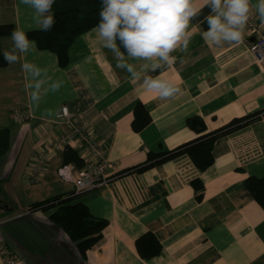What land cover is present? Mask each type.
I'll use <instances>...</instances> for the list:
<instances>
[{"label":"crops","instance_id":"crops-1","mask_svg":"<svg viewBox=\"0 0 264 264\" xmlns=\"http://www.w3.org/2000/svg\"><path fill=\"white\" fill-rule=\"evenodd\" d=\"M203 3L196 0L202 11L190 23L187 49L174 51L170 66L147 73L180 87L168 99L148 91L142 80L131 81L94 29L76 39L66 68L56 54L37 45L27 54L17 53L16 63L0 65V130L10 131V150L0 157V202L5 203L0 204V264L2 249L15 264H264V207L245 186L248 177L264 176V117L219 139L215 163L205 172L185 155L83 193L78 202L109 222L104 241L85 261L69 236L50 221L52 212L28 210L75 191L73 180L59 175L61 153L49 157L40 182L30 177L35 150L62 131L54 119L64 105L87 117L119 174L144 163L149 152L195 140L198 134L187 124L190 117L200 116L216 130L264 110V67L250 53L248 36L243 33L239 43L222 46L206 42L204 17L211 10ZM257 4L252 0L261 21ZM8 24L26 34L39 29L34 10L20 0H0V26ZM12 47L11 36L0 37L3 53ZM25 63L32 65L31 71L23 69ZM127 63L140 71L148 61ZM138 102L152 116L141 132L132 126ZM23 112L29 115L26 121L16 118ZM196 179L205 185L202 200L192 185ZM148 232L158 237L163 252L143 260L136 241Z\"/></svg>","mask_w":264,"mask_h":264},{"label":"clouds","instance_id":"clouds-1","mask_svg":"<svg viewBox=\"0 0 264 264\" xmlns=\"http://www.w3.org/2000/svg\"><path fill=\"white\" fill-rule=\"evenodd\" d=\"M34 10V20L39 30L50 32L56 21L52 13L55 0H20ZM204 7L210 14L204 17L208 28L202 33L206 42L214 46L225 43H239L247 25L250 0H204ZM257 9L264 22V0H258ZM202 8L196 0H102L98 37L103 46L117 59V67L125 69L131 81H141L150 92H156L160 99H168L181 91L178 85L150 76L147 73L171 65L175 57L171 54L178 48L186 50L190 39V23L200 15ZM13 47L3 53L8 64L18 61L17 53L27 54L36 47L22 29L11 33ZM119 41V44L117 43ZM123 48L124 51H121ZM127 59L148 61L140 71L127 63ZM26 71L32 65H22Z\"/></svg>","mask_w":264,"mask_h":264},{"label":"trees","instance_id":"trees-1","mask_svg":"<svg viewBox=\"0 0 264 264\" xmlns=\"http://www.w3.org/2000/svg\"><path fill=\"white\" fill-rule=\"evenodd\" d=\"M102 0H55L52 5V13L55 16V25L50 32L32 30L27 33L30 40H34L38 49L49 51L58 57L59 64L66 68L70 62V48L76 39L96 28L99 23V11ZM15 25H1L0 37L11 36ZM119 44V41H117ZM121 51H124L121 48ZM0 65L6 66L3 52L0 48ZM133 130L141 132L152 123V116L142 102H138L134 109ZM264 117V110L242 118H235L230 123L216 130H210L207 122L200 116L190 117L187 124L198 137L173 150L155 153L149 152L147 160L129 170H123L122 174H142L167 162L187 155L192 159L200 172H205L215 163L214 149L216 142L244 127H247ZM10 150V131L0 130V157L5 156ZM64 165L75 164L83 167L80 156L72 149L63 153ZM198 199L202 200L205 185L201 179L192 182ZM247 190L252 194L256 202L264 207V176L248 177L245 182ZM81 193L72 191L56 195L45 201L29 206L30 212H52L50 221L62 229L76 245L82 259L87 260L89 251L96 249L104 241V231L109 225L106 219L95 217L89 207L78 202ZM5 204V203H3ZM138 254L143 260H152L163 252V245L158 237L148 232L136 241Z\"/></svg>","mask_w":264,"mask_h":264},{"label":"built area","instance_id":"built-area-1","mask_svg":"<svg viewBox=\"0 0 264 264\" xmlns=\"http://www.w3.org/2000/svg\"><path fill=\"white\" fill-rule=\"evenodd\" d=\"M244 34L248 36L250 53L264 67V22L258 19L253 10L252 0ZM28 117L26 112L16 115L20 121H26ZM54 124L62 131L56 138L36 149L32 157L30 177L34 182L42 180L52 154H63L68 149L77 152L83 167L79 168L73 163L63 165L59 175L63 180H73L76 193L83 194L107 186L121 176V173L116 172L119 168L109 162L107 150L96 140L92 125L84 114L73 112L69 106L64 105L55 116ZM1 254L4 264H15L16 259L7 250L2 249Z\"/></svg>","mask_w":264,"mask_h":264},{"label":"rangeland","instance_id":"rangeland-1","mask_svg":"<svg viewBox=\"0 0 264 264\" xmlns=\"http://www.w3.org/2000/svg\"><path fill=\"white\" fill-rule=\"evenodd\" d=\"M4 188H5L6 193H8V194L11 193V191L9 190V185L4 184ZM8 201H11V200H8ZM14 202H15V201H14ZM20 207H21V206H20Z\"/></svg>","mask_w":264,"mask_h":264},{"label":"water","instance_id":"water-1","mask_svg":"<svg viewBox=\"0 0 264 264\" xmlns=\"http://www.w3.org/2000/svg\"><path fill=\"white\" fill-rule=\"evenodd\" d=\"M0 204H3L2 202H0Z\"/></svg>","mask_w":264,"mask_h":264}]
</instances>
